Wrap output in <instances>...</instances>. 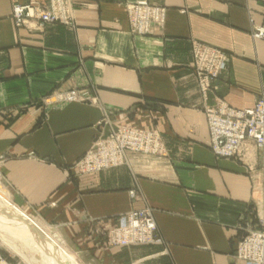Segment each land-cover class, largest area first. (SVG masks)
<instances>
[{"label": "crops", "instance_id": "obj_1", "mask_svg": "<svg viewBox=\"0 0 264 264\" xmlns=\"http://www.w3.org/2000/svg\"><path fill=\"white\" fill-rule=\"evenodd\" d=\"M141 4L163 9L165 24L134 33L129 10ZM15 5L62 8L69 24L18 27ZM263 24L264 0H0V183L11 202L60 230L80 264H245L240 241L264 230L263 159L252 143L217 157L204 110L264 98V42L252 35ZM197 44L228 61L205 96ZM70 92L84 98L60 103ZM111 127L158 133L162 155L79 174ZM144 208L160 242L110 247L103 232Z\"/></svg>", "mask_w": 264, "mask_h": 264}, {"label": "built area", "instance_id": "obj_2", "mask_svg": "<svg viewBox=\"0 0 264 264\" xmlns=\"http://www.w3.org/2000/svg\"><path fill=\"white\" fill-rule=\"evenodd\" d=\"M13 11L18 27H23L27 22L39 25L69 24L62 8L27 5L15 6ZM164 14L163 9L149 4L135 5L130 9L131 22L137 25L140 23L141 27L148 22H163ZM146 26L142 27L144 30L140 33H148ZM253 37L264 40V27L259 30L256 28ZM215 56L218 55L207 51L203 58L212 59ZM219 57H222L221 61L224 56ZM224 63H226L225 58L215 70L209 68L205 71L204 79L206 80L199 81L202 89L210 90L211 80L218 77L224 68ZM78 97L75 93H69L62 99L71 101ZM208 121L212 151L217 157H242L243 145L246 141H251L256 147L264 150V98H261L254 108L246 110H236L222 103L217 109L208 110ZM106 134L109 133L103 131L97 138L95 146L77 163L75 167L77 172L96 173L116 167L125 160L124 151L126 150L143 151L153 155L163 153L162 142L158 136L152 138L147 133L141 136L138 130H130L126 127L122 128L120 136L114 133L107 137ZM120 223L117 228L109 231L110 244L114 247L160 242L157 238L158 226L154 210L151 208L128 213L121 218ZM236 258L245 264H264V231L249 232L240 241Z\"/></svg>", "mask_w": 264, "mask_h": 264}, {"label": "rangeland", "instance_id": "obj_3", "mask_svg": "<svg viewBox=\"0 0 264 264\" xmlns=\"http://www.w3.org/2000/svg\"><path fill=\"white\" fill-rule=\"evenodd\" d=\"M15 6H22V5H15ZM14 6V7H15ZM24 6H27V5H24ZM31 6V5H30ZM35 7V6H34ZM37 7V6H36ZM132 8V7H131ZM130 8V9H131ZM13 10H14V8H13ZM130 11V10H129ZM14 12V11H13ZM130 13V12H129ZM154 17V16H153ZM14 18V17H13ZM15 20V19H14ZM164 21V20H163ZM15 23H16V21H15ZM30 23V24H29ZM146 24H147V26H146ZM165 24V21L164 22H148V23H145L143 26H146L147 27V30H149L148 31V33H140V31H142V30H144V28L142 29V27H141V25H140V23L137 25V24H133L132 22H130V25H131V28H132V30H133V32L134 33H136V34H149L150 32H151V29L152 28H154L155 26H163ZM17 25V24H16ZM39 24H35V23H31V22H27V23H25V25L23 26L24 28H27V29H30V30H35V28H37V26H38ZM41 26V25H40ZM264 27V24L263 25H255L254 27H253V32H252V35H253V33H254V30L256 31V28H257V30H259V29H261V28H263ZM258 32V31H257ZM254 38V37H253ZM255 39V38H254ZM255 40H258V41H263L264 42V40H260V39H255ZM207 51H209V52H211V53H214V54H216V55H218V56H215L214 58H212V59H210V58H208V59H205V58H203L204 56H205V54H206V52ZM193 52H194V71H195V77H196V79H197V83H198V86H199V88H200V92L202 93V95L203 96H205L206 94H208V92H209V90H205V89H202V86H200V82L199 81H202V79H204L205 78V74H206V70L207 69H209V68H213L214 70H215V68H217L219 65H220V63H221V61H223L224 60V58L226 59V63H224V68H223V70H221L220 71V73L218 74V77L217 78H219L220 77V75L222 74V72L227 68V64H228V61H227V57H226V55L223 53V52H221V50H219V49H216V48H213V47H210V46H206V45H202V44H197V45H195L194 46V50H193ZM198 55V57H197V55ZM219 56H224L223 57V59L220 61V59L222 58V57H219ZM201 71V72H200ZM217 78H214V79H212L211 81V88H210V90L211 89H213V85H214V83H215V81L217 80ZM206 79H204L203 81H205ZM71 93H75V94H77L79 97H81V98H84V97H82L81 95L82 94H80V93H78V92H70V94ZM66 95L65 94H61L60 95V103H64V102H67V101H65V100H63L62 98L63 97H65ZM222 103H225L224 101H219V102H217L216 103V105H214V106H206L205 107V113H206V116H207V119H208V110H211V109H217ZM258 103V102H257ZM46 104H48V102H46ZM225 104H227V103H225ZM228 105V104H227ZM229 106V105H228ZM256 106V105H255ZM232 108V107H231ZM251 109V108H250ZM107 119L108 118H105L104 120H103V122H102V127L104 128L105 126H106V124H107ZM208 125H209V121H208ZM122 128H124V127H122ZM122 128H120V129H114V128H112L111 127V129L109 130V131H105L106 133H109V134H114V133H116V135H118V136H120V131L122 130ZM126 128H128V129H130V130H138V129H135V128H132V127H126ZM105 129V128H104ZM103 129V130H104ZM209 129H210V126H209ZM139 131V134H141V136L142 135H145V133H147V134H150L151 136H152V138H154V136H158L159 137V139L161 140V136L158 134V133H155V132H152V131H143V130H138ZM103 132V131H102ZM144 133V134H143ZM109 134H106L105 136H109ZM102 135V133L101 134H99V136L98 137H100ZM210 135H211V131H210ZM107 136V137H108ZM97 137V138H98ZM97 141H98V139L95 141V143H94V146H95V144L97 143ZM162 142V141H161ZM247 143H252L253 145H254V147H256L255 146V144L253 143V142H251V141H246L245 142V144H247ZM244 144V145H245ZM161 145H162V143H161ZM244 145H243V148H244ZM93 146V147H94ZM256 149L258 150V152L261 154V156H262V159H263V166H264V150H262V149H259L258 147H256ZM124 153H125V155H127V154H129V153H140V154H148V155H153L152 153H145V152H143V151H135V150H132V151H130V150H126V151H124ZM242 154H243V150H242ZM241 158V157H240ZM122 164H120V165H118V166H116V167H113V168H117V167H120V166H122V165H124V163H125V160H123V162H121ZM113 168H110V169H113ZM110 169H105V170H110ZM105 170H103V171H105ZM96 173H98V172H96ZM79 174H82V173H80L79 172ZM84 174H95V173H84ZM0 190L1 191H3L4 193H5V195L7 196V197H9L8 195H7V193H6V191L3 189V186L1 185V183H0ZM17 207V206H16ZM18 208V207H17ZM20 209V208H19ZM144 209H146V208H144ZM144 209H140V210H135V211H141V210H144ZM23 211V210H22ZM135 211H132V212H135ZM24 212V211H23ZM131 213V212H130ZM31 219H33V220H36V221H38L39 223H41L47 230H49L51 233H52V235H54V236H56L57 238H60L61 239V241L63 240L62 239V235H61V231L60 230H57L55 227H53V226H50L49 224H47V223H45L41 218H39V217H37V216H34V215H30L29 213H26ZM155 216V215H154ZM121 224V223H120ZM118 226H116V227H113V228H110V229H108L107 231H102L103 232V236H105V238H106V242H107V244L110 246V247H114V246H112L111 244H110V237H109V231L111 230V229H114V228H117ZM0 229H3L4 231H1L0 230V264H28V263H26L24 260H23V258L22 257H20L19 255H17L14 251H12L10 248H9V246L6 244V243H4V241H3V239H2V236L3 237H10V238H13L16 242H17V244L18 245H20V246H23V244H22V242H21V239H18V238H16V235L14 234V233H12V231H10L8 228H5V227H2V226H0ZM9 230V231H8ZM264 231V230H263ZM59 235V236H58ZM248 235V234H247ZM157 239V238H156ZM62 243H63V241H62ZM154 244H157V242L156 243H154ZM152 242H150V243H148V244H132V245H130V246H124V247H115V248H128V247H137V246H150V245H154ZM64 245V244H63ZM24 247V246H23ZM69 251V250H68ZM25 252H26V254L27 255H29V256H33L34 255V253L29 249V248H27L26 250H25Z\"/></svg>", "mask_w": 264, "mask_h": 264}, {"label": "bare ground", "instance_id": "obj_4", "mask_svg": "<svg viewBox=\"0 0 264 264\" xmlns=\"http://www.w3.org/2000/svg\"><path fill=\"white\" fill-rule=\"evenodd\" d=\"M0 226L8 228L16 238L21 239L24 247L18 245L13 238L2 236L4 243L28 264H80L60 238L17 208L1 190ZM27 248L34 253L33 256L26 254Z\"/></svg>", "mask_w": 264, "mask_h": 264}]
</instances>
